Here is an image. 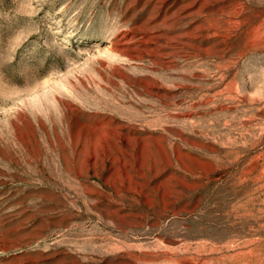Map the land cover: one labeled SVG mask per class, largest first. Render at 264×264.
Instances as JSON below:
<instances>
[{"label": "rangeland", "instance_id": "1", "mask_svg": "<svg viewBox=\"0 0 264 264\" xmlns=\"http://www.w3.org/2000/svg\"><path fill=\"white\" fill-rule=\"evenodd\" d=\"M0 264H264V0H0Z\"/></svg>", "mask_w": 264, "mask_h": 264}]
</instances>
